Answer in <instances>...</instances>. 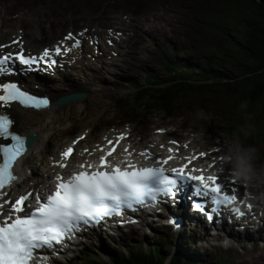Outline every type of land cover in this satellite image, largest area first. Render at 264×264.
<instances>
[{"label": "rangeland", "instance_id": "1", "mask_svg": "<svg viewBox=\"0 0 264 264\" xmlns=\"http://www.w3.org/2000/svg\"><path fill=\"white\" fill-rule=\"evenodd\" d=\"M250 8L249 0H0V18H4L13 29L24 31L23 37L30 41L31 48H40L49 42L51 44L66 30L75 31L83 26L96 29L95 25H111L112 17L123 25H115L120 33L113 47L118 52L117 56L110 58L106 46V53L101 59L94 58V54L92 59L86 60L79 67L71 66L51 86L53 105L68 103L69 101L58 102V98L77 92H84L85 96L72 100L74 102L70 101L57 119L45 124L48 135L46 143L33 148L32 154L27 158L34 170H42L36 175L48 174L41 164L46 158L42 153L44 150L54 151L83 130H89L91 139L96 140L112 123L121 125L127 122L133 127L136 141H141L139 138H143L142 133L164 126L172 133L171 137L185 136L188 130L200 132V139H193L188 135L198 148L223 143L228 136L222 128L229 115H218L217 112L229 111V95L232 90L242 87L243 71L233 65L232 59L239 58L236 51L231 56L229 51L232 48H225L226 43L222 47L224 33L221 30L231 27V23L236 22L238 16ZM125 23L129 24L130 31ZM3 29L4 34L9 32L8 27ZM9 38L10 34L4 36V39ZM103 38L105 37H102L101 42L104 45ZM2 40L1 37L0 41ZM168 50H173L177 59L195 58L199 60V64L205 63L206 57L211 56L214 62L212 73H222L224 79L215 85L207 83L200 94L192 97L191 101H185L169 116L162 115L163 113L153 108L146 111L149 106L142 102L150 104L153 101L150 93L141 95L136 102L125 103L123 98L131 88L128 87L125 92L124 86L135 81L141 83L146 73H155L162 78L166 76L163 52ZM195 72L197 78L201 79L200 69ZM167 74L171 77L173 73L168 71ZM167 84L163 80L160 85ZM227 84L233 88L226 90ZM56 94L59 96L55 99ZM119 95L122 100L116 98ZM139 105L143 106L142 109L134 112L133 107L137 108ZM197 109L205 113V118L194 121L193 114ZM255 112L258 113L259 110ZM31 114V111L27 112L26 117ZM17 123L18 121V128ZM260 127L264 128V118ZM202 142L206 145H202ZM245 145H252L257 149L256 165L264 164V140L260 139V144L255 141ZM51 152H48V157ZM145 230H148L147 233L142 229L133 239L128 237L117 241L105 237L102 239V246L113 249V253L117 247L122 249L128 242L138 243L144 250H147V243L162 244V251L165 253L174 249L172 240L177 234L167 227L155 226ZM219 237L208 239H216L220 244L223 238ZM95 241L92 238V242L85 246L87 251L84 249L74 259L68 256L69 260L64 261L65 264H81L87 254L101 258L100 246ZM89 242L88 240L86 243ZM191 244L192 248L203 253V256L198 255L196 259L205 263L214 264L218 259H225L226 264H264V238L262 243H254L250 248L245 243L239 246L231 244L229 247L209 241L200 245ZM177 247L187 253L193 251L182 241ZM64 262L57 261L56 264Z\"/></svg>", "mask_w": 264, "mask_h": 264}, {"label": "snow or ice", "instance_id": "2", "mask_svg": "<svg viewBox=\"0 0 264 264\" xmlns=\"http://www.w3.org/2000/svg\"><path fill=\"white\" fill-rule=\"evenodd\" d=\"M115 35L118 37L119 33ZM83 36V32L76 35L69 32L57 45L45 47L37 55L26 51L19 37L11 40V45H18L15 50L3 51L10 48V45L0 43V76L15 74L13 66L17 62L25 66L22 71H46L57 64L56 57L66 56L73 49L79 48L81 41L77 37ZM66 41H72L71 45L66 46ZM41 65H46V68ZM77 96L78 94H70V97L58 98V102H68L69 98ZM13 101L34 110L45 109L50 103L47 96L22 90L15 82H0V109ZM12 125L13 120L0 112V138L10 140L8 143H0V189L17 179L12 172L13 164L24 153L26 144L35 139V133L22 136L11 130ZM157 132L163 133L164 129H157ZM125 136L126 133H120L116 137V143ZM81 139L83 136H78L61 151V161H57L60 168L65 167L62 161L69 158L73 151L72 145ZM169 143L177 142L172 140ZM107 144L111 147H101L103 154L95 162L78 164L80 170L73 171L66 178L57 174L54 189L43 198L37 195L35 207L24 204L30 198V193L19 196L11 203L8 214L3 215L0 220V264H32L34 259L35 264H42L49 257L38 256L37 250L62 244L65 237L71 239L74 232L80 230L81 225H95L104 217L119 216L125 208L135 212L136 206L145 202H150L153 206L166 202L161 201V197L175 200L190 182H196L190 186L197 197L202 196L211 201L210 210L205 209L204 201L192 203V207L202 213L209 222L214 221L221 205L232 206L231 211L237 217L245 215L235 206L237 189L233 187L231 194L224 191V185L219 182L217 173L205 176L201 169L188 170L187 164L165 168L164 165L173 158L171 155L158 159L153 166H137L131 161L127 146L124 149V159L114 162V157L108 158L112 157L116 145L112 140H107ZM168 151L172 153L173 149L169 148ZM84 152L88 150L84 149ZM88 155L91 156L92 152H88ZM139 155L148 159L152 154L145 150ZM198 155L204 157L205 153L200 152ZM191 159L195 160L196 156ZM185 160L188 158L185 157ZM214 164L215 160L208 168H212ZM3 195L5 193L0 191V196ZM9 203L10 201L5 199L3 204H0V214L4 205ZM239 203L244 204V201L240 200ZM245 207L249 211L252 209L251 204H246ZM168 223L176 222L169 219Z\"/></svg>", "mask_w": 264, "mask_h": 264}, {"label": "bare ground", "instance_id": "3", "mask_svg": "<svg viewBox=\"0 0 264 264\" xmlns=\"http://www.w3.org/2000/svg\"><path fill=\"white\" fill-rule=\"evenodd\" d=\"M0 38L2 37V41H0V43H4V44H9L10 48H6L3 51H8L9 49L18 47V45H11V40L15 37H19L22 41H23V47L25 48L26 51H30L32 54H39V52H41L45 47H47L46 44L42 45L40 48H36V47H32L29 45V40L24 36V31L22 30H17V29H13L12 27H10L9 24H7V21L4 18H0ZM123 26L122 24H118ZM96 29H90L93 32H96L98 35H90L89 39H85V37H77L78 39H80L81 43L80 46L83 47V51L81 53L79 48L73 49L72 51H70L66 56L63 57H56L57 59V64L55 66V70L52 71V69H47L46 72L48 74V77L46 80L44 81H39L36 80L35 82L31 83V87L32 89H34L33 94H37V95H45V94H50L51 93V86L53 85L54 81L59 78L63 73L64 70L69 68V65H67V61L71 60L72 63L74 64L75 67H79L77 66V64L82 65L84 64V62L88 59H92V47L89 46V41L92 39H94L97 36H100L101 34H107L108 32L105 31L103 32L102 30H100V26L99 25H95ZM8 27L9 32H5V34L3 33L4 29ZM72 32L73 35L75 33H81V31L78 30H66V32H64L60 38L57 37L55 40L51 42V44H49V47H52L54 45H57L59 42H61L63 40V38L69 33ZM90 32V31H89ZM13 33H15V36L13 35ZM116 33L119 32H115V33H108L107 36L113 41L116 42L118 37L115 35ZM10 34V38L9 39H4V36ZM19 34V35H18ZM120 34V33H119ZM102 39V38H101ZM105 41V38H103ZM72 43V41H66L65 44L67 46H70ZM86 55V56H85ZM81 63V64H80ZM61 66V67H58ZM42 68H46V65H41ZM54 67V66H53ZM52 67V68H53ZM14 70V69H13ZM32 72L35 71H21L20 73H17L16 71H14L15 74L17 76V81L19 83V85L21 86V88L25 89L26 88V81L25 80L26 77H28V74H31ZM37 72H43V71H37ZM28 84V82H27ZM35 85H37L35 87ZM83 90V89H82ZM76 94H78V96L76 98H69V104L71 102H74L72 100H77L80 99L81 97L85 96L84 92H77ZM51 95V94H50ZM59 96V94L54 95V98L56 99ZM66 97H70V96H66ZM50 103L49 106L45 109H41V110H34L32 108H20L18 105L13 104L11 106V108H13L14 106L18 107L19 109L15 110V108L13 110H11L12 115L15 116L17 119L18 123V130L16 129H12L18 132H22L23 134H32L35 133V139L34 142H29L27 143V148H26V152L24 155H22L21 158H17V160L14 162L13 165L16 166V171L18 173V177H21L20 179V189L21 190H25L28 189L31 193H32V197H36L37 195H41L42 193H44L46 190H48L51 187V183H49V180H54L55 176L57 174H60L62 177L67 176L68 174L72 173L73 171H79L80 169L77 167L78 164L81 163H85V162H95L98 157L100 155H102L103 153L100 151L101 147H111V145L107 144V140H112L113 142L116 140V137L114 139L112 138V133H110L111 135H109L107 138L104 139V135L101 134V136L94 140L91 139L90 137V132L89 130L86 131H82L79 134H77L76 136H73V138L70 139V141L59 147L54 149L53 151V156L51 154L50 158L48 159H44L42 160V168L45 172L48 171V174L46 175L45 173H41L39 175H36L37 173L41 172L42 170H34V167H32L30 165V162L27 161V158L30 157V154H32L33 152V148H38L41 145H44L47 141L48 135H47V129L45 128V124H47L48 122H52L54 119H57V117L61 114V112H63V110L67 107L68 103H64V104H54L53 105V99L52 96L50 98ZM71 101V102H70ZM9 106V105H7ZM31 111V116L25 117L26 113ZM25 115V116H24ZM16 123V122H15ZM13 125L12 128L15 127V124ZM118 128L121 127V125H117ZM115 128V126H114ZM105 132V131H104ZM121 132V131H120ZM120 132H117V136L120 134ZM126 136L124 139L119 141V145L117 147V150L114 149V152L112 154V157H109L108 159H112L114 157V160H118L121 161L124 159V149L125 146H127V150L128 152L131 153V161L133 163H140L142 164L145 160V158L141 155H139L140 152L147 150L148 152H150L152 155L148 158L151 160V163L154 165L156 163V161L158 159H163L165 156H163L164 150L165 149H169L172 148L173 150H177V143L176 144H170L169 141L175 140L171 137L170 134L168 132V129L165 128L163 134H159L157 136L154 135H150L147 133H142V137H140L139 139H141V141H136L135 140V132L133 129H127L125 132ZM127 135L129 138H127ZM186 135V139L183 141L184 146L185 144L187 145V147H185V149L188 151L190 149L191 146L196 147L197 149H199L195 142L192 139L188 138V135ZM78 136H83V139L78 140L77 143L75 145H72L73 147V151L70 154L69 158L66 161H62L63 163H65V167L64 168H60L59 165L57 164V161H61V156L60 153L61 151H63L65 148H67L71 142L73 140H75ZM1 141H3V143H8L10 142V140H3L1 139ZM176 141V140H175ZM177 142V141H176ZM84 149H87L88 152H92V155L89 156L88 152H84ZM116 151L119 154H116ZM122 155L121 157H119V155ZM195 155V153H193ZM173 155V154H172ZM174 157V155H173ZM206 159L205 164H204V169L202 170L203 174L205 176L213 174V173H217L215 170L212 171V168H208V165L213 163V161L215 160L218 163V159H219V153L218 152H211V153H205V156L203 157ZM186 162V160L184 161ZM40 164V162H39ZM188 166H189V170H191L192 168H199L200 167V163L198 161H189L188 162ZM220 170L222 171V173L224 175H227V169L225 168V165H222V167H220ZM197 174V173H194ZM46 176L48 178V181L45 182ZM27 191V190H26ZM5 193V195H3L5 198L7 197V193L8 192H3ZM242 195V194H241ZM246 197V196H245ZM166 198L165 197H161V201H164ZM165 204V203H163ZM252 209L251 211H249V215H253V216H260V209H258L256 204H252ZM144 206V205H143ZM150 206V204H149ZM260 206V205H259ZM263 206V205H262ZM146 208V206H144ZM156 206L155 208H147V210H151L150 214H154L156 211ZM209 210V209H207ZM188 211L189 212H195L194 216H191V220H195L196 222H205L206 220L204 218V216L197 210L195 211V209L192 208V206L190 205L188 207ZM229 212L225 211V215H227V218H222L223 221H221L218 224V230L219 232H213L210 228L208 227H204L205 229V233L212 235V236H228L229 239L233 242L232 244H235V246H239L241 241H249L250 240V230L249 232L246 231V221H244L241 226L240 223L237 224H232L237 218L235 216H229L228 214ZM175 216L181 217L182 219V226H172L174 228H180L181 230V235L183 236V242L186 244L187 248L189 250H193L190 251L189 253V257L191 258V260H193L196 264V257H198V255H200V251H198L195 248H192V244L191 243H197L200 245V243L203 242V240L201 238H199V227L197 226V224H191L189 218L187 215H180L179 213H175ZM145 213L140 214V221H138V224H142L146 221V217H145ZM110 220V221H107ZM112 216L109 217H104L102 220H100L97 224L95 225H81L80 226V230L76 231V238L74 241H72L75 246L78 245V243H81V246H83L82 241L88 239L90 242H92V238H95V242L98 243L99 247V252L101 253V258H102V263L101 264H119V261L121 260V257H128L127 258V264H130L129 260H130V255L127 253L129 251V249H139L143 252L144 256H147L146 253H148L149 251H145L144 248L142 249L141 247H136L137 243L133 242L132 245H128L126 246L127 248L120 250L118 252V255L113 253V249H105L104 245L102 246V239H105V235H110V234H115L117 232V234L119 235L118 238H116L117 241L122 240V238H128L131 236V238L133 239V237H137L138 236V232H136V230H138L137 227H133V230L129 231L127 230V222L126 219L123 215V213L121 215L118 216L117 220L114 221H119V226L117 229H110V230H105V225L107 222L111 223L112 221ZM225 223L226 225H228V227H225ZM117 224V223H116ZM230 227V228H229ZM240 227V228H239ZM251 229V228H250ZM148 231V230H147ZM264 231V230H263ZM217 233V234H214ZM128 236V237H127ZM264 232L261 234L262 239L264 238ZM210 237V236H209ZM111 239H113V237H110ZM130 238V239H131ZM192 238L194 240H192ZM205 240L207 241V236L204 235ZM252 238V235H251ZM71 243V241H69ZM206 243V242H203ZM86 246V244H85ZM86 250V248H85ZM128 250V251H127ZM73 249L67 250L66 251V256H65V252H63V257H60V260H62V262H67L68 261V256H70V254H72L71 258H75L76 257V253L72 252ZM87 251V250H86ZM146 252V253H145ZM239 255V254H238ZM49 259L48 261H50L52 259L51 256H48ZM85 258H91L90 255H86L84 256ZM250 258V257H249ZM71 260V259H70ZM219 259L217 261H215L214 264H217L216 262H218ZM227 261L225 259H223V263L222 264H226ZM65 264V263H64ZM208 264V263H205Z\"/></svg>", "mask_w": 264, "mask_h": 264}, {"label": "trees", "instance_id": "4", "mask_svg": "<svg viewBox=\"0 0 264 264\" xmlns=\"http://www.w3.org/2000/svg\"><path fill=\"white\" fill-rule=\"evenodd\" d=\"M249 1L251 2V8L248 11H243L236 22L231 23L232 26L226 27L225 31L222 32L224 33L222 47L224 43H226L225 48L231 47L232 49L229 51L231 56L236 51L239 58L232 59L233 65L236 69H242L243 71L242 87L232 90L229 95L232 102H238L236 106L230 105L233 112L230 116L235 120L238 119L239 113L245 119L250 116V124L254 125L255 132L260 134V129L264 130L260 127V123L264 118V0ZM227 39H230V43ZM166 59L165 66L167 68L165 69L173 70V75L166 86L162 89H156L157 96L154 98L160 101L159 108L163 112L169 113L176 109L174 104L180 105L185 100H191L192 96L199 94L201 87L204 88L206 85L199 83L195 73L189 70L193 65L197 66L191 60L192 58L183 61L177 59L172 52H169L166 54ZM208 66L206 65V67ZM152 76H155V74H152ZM208 79L210 78H206V80ZM227 88L232 89L233 87H228L227 84ZM241 101L247 102L245 112L239 110ZM256 110H259V112L256 113ZM250 136L252 134L247 137ZM148 251V253L145 252L147 256H144L139 249H129L127 253L130 255V264H195L190 257L182 260L178 254L170 256L168 263H166L168 256L162 253L160 247H148ZM118 252L115 254L118 255ZM127 258L125 256L121 257L119 264H127ZM216 263L222 264L223 262L219 260ZM82 264H89V261Z\"/></svg>", "mask_w": 264, "mask_h": 264}, {"label": "clouds", "instance_id": "5", "mask_svg": "<svg viewBox=\"0 0 264 264\" xmlns=\"http://www.w3.org/2000/svg\"><path fill=\"white\" fill-rule=\"evenodd\" d=\"M246 108L247 102L241 101L239 110L245 112ZM203 118H205V113L197 109L193 114V120ZM254 132V125L250 123L238 125L236 131L224 139L219 163L226 165L231 176L249 190L247 202L259 206L264 205V164L256 165L257 149L252 145L243 144L240 139L241 135L246 137ZM185 134L193 139H200L201 137L200 132H191L190 130ZM232 243L227 237L220 241L222 247H229Z\"/></svg>", "mask_w": 264, "mask_h": 264}, {"label": "water", "instance_id": "6", "mask_svg": "<svg viewBox=\"0 0 264 264\" xmlns=\"http://www.w3.org/2000/svg\"><path fill=\"white\" fill-rule=\"evenodd\" d=\"M31 142V141H30Z\"/></svg>", "mask_w": 264, "mask_h": 264}]
</instances>
